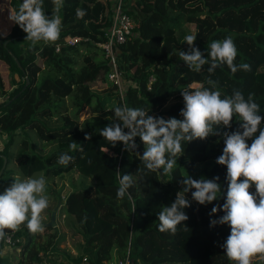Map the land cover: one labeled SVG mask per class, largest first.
I'll return each mask as SVG.
<instances>
[{
  "label": "trees",
  "instance_id": "16d2710c",
  "mask_svg": "<svg viewBox=\"0 0 264 264\" xmlns=\"http://www.w3.org/2000/svg\"><path fill=\"white\" fill-rule=\"evenodd\" d=\"M5 2L14 15L23 0H0V7ZM111 3L63 0L59 12L62 28L55 42L41 41L31 46L25 40L27 34L13 21L8 32H0V65L7 71L8 83L4 86L0 73V134L10 139L16 130H30L42 143H54L42 154L32 147L33 143L29 144L27 137H21L20 147L11 159L24 176L42 170L45 176L53 177L75 169L91 179V183H80L63 195L50 191L55 200L51 208L57 205V213L64 216L66 226L82 236V251L74 256L66 250L58 252L56 243L60 238L56 237L55 226L43 225L47 231L53 230L42 233L41 242L32 239L23 227L12 231V237L24 236L16 264H41L37 255L40 250L42 259L50 264H105L124 256L130 264L162 260L170 264H236L227 258L222 247L230 227L210 226L211 219L224 215L219 211L209 216L213 206L225 202L228 186L226 166L216 163L222 154L223 140L210 134L206 140L182 143L184 152L177 155L173 170L163 174L166 180L160 181L156 171L145 168L140 156L120 148L122 142L112 147L99 135L114 113L107 116L97 112L103 109L101 101L107 97L114 102L112 109L127 105L165 120L183 119L179 115L184 106L180 91L189 84L210 88L207 81L212 79L218 82L221 98L234 90L241 91L246 99L249 93L254 94L259 114L264 117V0H122V9L133 25L115 54L116 69L124 81L121 95L105 77L108 63L97 45L109 24ZM42 6L50 17L52 0H42ZM78 10L84 12L82 18L77 16ZM186 35L197 36L194 46L204 58L213 40L231 36L237 48L234 64L247 63L251 70L233 74L226 64L212 74L208 73L207 64L200 72L190 70L179 56L181 50H189L183 39ZM101 75L103 80L96 90L93 82ZM168 100L171 101L166 103ZM88 109L93 114L80 119ZM53 117L58 121L52 122ZM238 119L234 117L231 130L239 127ZM261 127L264 128V120ZM73 141L78 144L76 150L69 149ZM135 142L144 148L139 137ZM247 142L250 144L251 140ZM7 148H0V165L5 158L0 179L10 160L5 153ZM63 153L72 156L73 161L59 164ZM124 174L133 178L128 189L131 200L127 195L122 199L116 195L118 176ZM188 175L195 180L218 176L222 195L202 205L192 198L196 189L190 188L185 193L190 202V207L184 209L189 217L184 222L187 226L178 225L175 234L161 233L157 213L175 201L176 193L185 187L179 181ZM250 191H255L254 186ZM47 208L42 213L48 216L51 208ZM58 256L61 260L56 261ZM0 264H5L1 258ZM251 264H264V259L257 255Z\"/></svg>",
  "mask_w": 264,
  "mask_h": 264
},
{
  "label": "clouds",
  "instance_id": "9594fccd",
  "mask_svg": "<svg viewBox=\"0 0 264 264\" xmlns=\"http://www.w3.org/2000/svg\"><path fill=\"white\" fill-rule=\"evenodd\" d=\"M52 2L54 8L50 17L43 10L42 0H23L18 12L10 16V20L27 34L25 40L30 41L31 46L59 39L62 28L59 12L63 0ZM83 15V11H77L78 17ZM196 38V35L184 36L189 50L179 52L190 70L200 72L206 64L209 65V74L225 64L233 74L238 70H251L247 63L234 64L237 48L231 36L213 40L207 46V58L194 46ZM207 83L210 88L203 84H189L180 91L184 106L179 115L183 119L170 117L165 120L161 116L149 115V111L143 108L116 106L111 110L114 117L99 130V135L112 147L122 142L126 151L139 147L135 142V138L139 137L144 146L140 159L145 168L148 171L162 169L163 174L173 170L177 155L184 152L182 143L194 139L206 140L210 134L219 136L224 147L216 163L226 166L228 186L223 205L213 206L209 213L210 217L219 211H223L224 215L218 220L211 219L210 226L228 225L230 235L222 246L225 255L236 264H251L252 258L257 255L264 259V128L261 127L264 117L259 114L260 106L254 101V94L249 93L246 99L241 91L234 90L231 95L221 98L218 82L209 79ZM234 117L239 118V127L231 130ZM222 128L229 130L221 131ZM125 129L128 131L125 132ZM77 148L75 141L69 145L70 150ZM73 159L63 153L57 162L67 165ZM118 180L117 198L127 195L131 200L128 189L133 185L132 175L118 176ZM218 180V176L212 179L201 177L200 180L192 179L190 175L183 177L179 181L185 186L183 191L177 192L175 201L162 206L157 213L158 230L175 234L177 226L189 219L184 209L190 207L185 197L190 188L196 189L192 198L199 204L212 203L220 198L222 193ZM46 184L42 174L23 180L13 178L11 185L0 193V240L5 238V229L16 231L22 224L32 234L43 232L41 214L49 204ZM253 186L254 192L250 191Z\"/></svg>",
  "mask_w": 264,
  "mask_h": 264
},
{
  "label": "rangeland",
  "instance_id": "374dc122",
  "mask_svg": "<svg viewBox=\"0 0 264 264\" xmlns=\"http://www.w3.org/2000/svg\"><path fill=\"white\" fill-rule=\"evenodd\" d=\"M11 12H12L11 8L8 5H6V2L3 3V5H1V7H0V32L3 34L8 32L10 29ZM0 73H1V76L3 77L4 86H7L8 85V83H7V71L5 70V68H3L2 65H0ZM105 77H106V73H105ZM102 80H103V78L101 75L100 79L93 82V84L95 85L93 88L96 90H99L98 87L101 86ZM170 101L171 100H168V101H166V103H168ZM101 102L103 104V109L98 111L97 114L111 116L113 113L111 110H112V107H114V102L110 98H107V97L103 98ZM91 114H93V112L90 111L89 109L86 110L85 112L83 111L81 115L79 114L80 119H82L83 117H86L88 115H91ZM51 121L57 122L58 120L53 117L51 119ZM16 133L17 134L14 136L12 135L10 139L7 137V135L0 134V143H1L0 148L2 149L4 145H5V148L8 147L5 153L9 154V157H11V155H13L17 151V148L20 147L19 144H20V138L21 137H27L29 139L28 140L29 144L33 143L32 147L36 151H38L42 154L47 152L50 148L54 147L53 142L42 143V141L37 137V134L33 131L25 130V132H21V131L16 130ZM3 165H4V163L1 162L0 171H1ZM5 170H6L5 171L6 173H4L0 179V188H4V186H10L11 183L13 182V178H18V179L23 180V179H26L28 177H39L41 174L45 176V174H43L42 170L34 171L30 176H24L19 171V169L17 168L13 159H10L8 161ZM7 171H9V172H7ZM45 178L47 181L46 194L49 197V204H48L47 210L49 208H51V206L55 202L54 196H53V199H51L52 195H51L50 191H60L61 194L63 195V194H65V188H71L74 186H78L80 183H83V184L91 183V179L89 177H85L84 175L80 174L75 169L71 170L69 172H66V173H61V174L55 175L53 177L45 176ZM47 210H46V212H48ZM47 217H49V215L48 216L46 215V218ZM62 217H63V220H65L64 216H62ZM62 225L66 227L65 223L64 224L62 223ZM51 230H53V228L49 229V231H51ZM45 231L49 232V231H47V229L44 228L42 233H44ZM75 235H77V233Z\"/></svg>",
  "mask_w": 264,
  "mask_h": 264
},
{
  "label": "built area",
  "instance_id": "2783aa9c",
  "mask_svg": "<svg viewBox=\"0 0 264 264\" xmlns=\"http://www.w3.org/2000/svg\"><path fill=\"white\" fill-rule=\"evenodd\" d=\"M111 16L109 24L104 32V38L97 43L102 49L104 56L107 59L108 69L106 71V78L116 86V90L121 95L123 91L124 81L120 78L119 72L115 65V54L118 44L123 42L131 33L132 21L126 12L122 9V0H111ZM128 130L125 129V132ZM120 148H124L121 143ZM5 238L2 240L7 245H14L18 243L19 237H12V230L5 229ZM116 264H130L127 256L117 259ZM154 264H170L168 261L162 260Z\"/></svg>",
  "mask_w": 264,
  "mask_h": 264
},
{
  "label": "crops",
  "instance_id": "0c3cea01",
  "mask_svg": "<svg viewBox=\"0 0 264 264\" xmlns=\"http://www.w3.org/2000/svg\"><path fill=\"white\" fill-rule=\"evenodd\" d=\"M111 1V0H110ZM1 145V143H0ZM11 159V157H10ZM8 186H4V188H0V193L4 191L5 188ZM70 188H65V192H67ZM56 207L55 209V214H54V225L56 230H57V238H60L61 240H58L56 243V250L59 252V250H66L68 251L71 255H78L83 248H80L79 245H83V239L82 236L77 233L75 235V232H72L73 228L71 226H63L62 223L64 224L63 220V215L60 214L58 215L57 213V205H54ZM53 206V207H54ZM42 217V223L48 221V218H46V215L44 213L41 214ZM25 228V225H21L19 228ZM32 239L34 238L35 240L41 242L42 241V232L32 234ZM56 239V238H55ZM19 240L21 241L19 244L15 243L14 245H7L2 241V244L0 246V258L5 264H16V261L20 255L19 247L21 243L24 241V236H20ZM51 248L47 250V252H50ZM47 252H44L47 253ZM37 255L39 256L41 260V264H50L46 260V258L42 259V251H38ZM84 255V254H83ZM53 255H49V258H52ZM39 260V261H40ZM61 260V257L58 256L56 261ZM105 264H116V259H112V261H108Z\"/></svg>",
  "mask_w": 264,
  "mask_h": 264
},
{
  "label": "water",
  "instance_id": "95a60500",
  "mask_svg": "<svg viewBox=\"0 0 264 264\" xmlns=\"http://www.w3.org/2000/svg\"><path fill=\"white\" fill-rule=\"evenodd\" d=\"M138 145V144H137ZM139 147L137 148V149H135L134 151H130V152H132V153H135L136 155H138V156H142L143 155V151H144V148H141V146L140 145H138ZM1 155V154H0ZM4 160H5V158L3 157L2 158V162L4 163ZM4 166V165H3ZM3 166H2V168H3ZM156 171V173H157V176H158V179L160 180V181H165L166 180V177H164L163 176V170L161 169V170H155ZM55 209H56V207L54 206L51 210H50V213H49V219H48V221H46V222H43L42 224L43 225H51V226H53L54 225V214H55ZM1 241V240H0Z\"/></svg>",
  "mask_w": 264,
  "mask_h": 264
}]
</instances>
